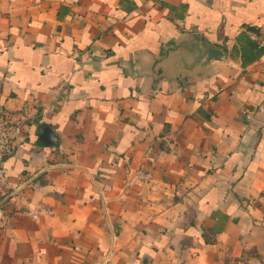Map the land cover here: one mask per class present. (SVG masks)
I'll return each instance as SVG.
<instances>
[{
    "label": "crops",
    "instance_id": "obj_1",
    "mask_svg": "<svg viewBox=\"0 0 264 264\" xmlns=\"http://www.w3.org/2000/svg\"><path fill=\"white\" fill-rule=\"evenodd\" d=\"M0 107V264H264V0H0Z\"/></svg>",
    "mask_w": 264,
    "mask_h": 264
},
{
    "label": "built area",
    "instance_id": "obj_2",
    "mask_svg": "<svg viewBox=\"0 0 264 264\" xmlns=\"http://www.w3.org/2000/svg\"><path fill=\"white\" fill-rule=\"evenodd\" d=\"M33 117L28 112H9L0 107V193L8 187V169L6 162L17 153L18 143L25 133V128ZM42 153L39 159H45ZM45 161V160H44Z\"/></svg>",
    "mask_w": 264,
    "mask_h": 264
},
{
    "label": "water",
    "instance_id": "obj_3",
    "mask_svg": "<svg viewBox=\"0 0 264 264\" xmlns=\"http://www.w3.org/2000/svg\"><path fill=\"white\" fill-rule=\"evenodd\" d=\"M187 46L195 54V62L210 65L215 62H225V52L221 49L209 45L199 34L188 33L185 35ZM44 136L47 139V147L57 146L58 142L50 129L44 130Z\"/></svg>",
    "mask_w": 264,
    "mask_h": 264
}]
</instances>
